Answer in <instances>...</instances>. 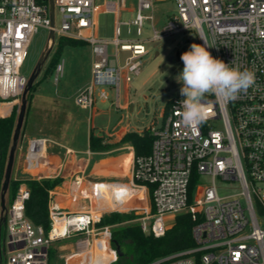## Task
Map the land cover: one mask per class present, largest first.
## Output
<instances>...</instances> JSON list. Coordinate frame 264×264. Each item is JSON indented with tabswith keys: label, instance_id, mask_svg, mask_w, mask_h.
Wrapping results in <instances>:
<instances>
[{
	"label": "built area",
	"instance_id": "obj_1",
	"mask_svg": "<svg viewBox=\"0 0 264 264\" xmlns=\"http://www.w3.org/2000/svg\"><path fill=\"white\" fill-rule=\"evenodd\" d=\"M158 1L166 0H136L134 18L118 21L116 37L107 40L96 34V16L112 13L118 18L125 0H102L100 5L96 0H53L54 14L60 16L58 28L51 26L48 5L0 0V106H19L27 85L21 68L39 28L89 46L90 81L73 97L74 104L88 112L96 93L99 100H108L103 87H113L112 103L121 108L120 85L140 74L142 58L149 53L146 45L177 34L194 31L214 58L255 73V84L234 101L207 94L208 118L196 129L180 123L175 111L183 99H173L161 125L150 127V152L134 157L128 183L82 186L75 179L74 187L90 198L91 208L50 209L47 234L25 217L29 192L19 185L4 214L0 264H49V251L63 240H74V252L65 259L68 264H112L117 255L110 227L97 224L105 214L128 212L137 216L141 231L154 238L164 236L178 214L198 218L191 228L192 247L151 264H264V228L258 218V213L264 215V0H172L176 13L156 30L152 13ZM145 21L151 30L148 39H119L120 24L127 26L128 34L133 26L140 36ZM120 52L128 53L122 62ZM54 70L56 83L62 62ZM202 176L210 183L193 196L195 181ZM217 179L236 183L240 191L220 197ZM105 250L110 255L107 262L101 255Z\"/></svg>",
	"mask_w": 264,
	"mask_h": 264
},
{
	"label": "rangeland",
	"instance_id": "obj_2",
	"mask_svg": "<svg viewBox=\"0 0 264 264\" xmlns=\"http://www.w3.org/2000/svg\"><path fill=\"white\" fill-rule=\"evenodd\" d=\"M98 5L102 0L96 1ZM136 12V0H125L124 10L120 11L118 21L127 22L134 18ZM176 13V7L172 0L155 2L153 9L154 28L160 30L167 22L168 18ZM144 14H148L144 12ZM116 15L112 13H100L97 19L98 37L112 40L116 37ZM60 25V16L57 12L54 14V26ZM130 33H127V26L120 24L118 26L119 39L124 42L134 40H146L151 36L149 23L145 21L142 27V33L137 35L136 29L131 26ZM49 32L46 29L39 28L31 40L28 48L27 58L21 68V74L27 79L34 71L38 61L43 53L49 48ZM59 37L55 35L53 44L47 58L40 68V72L33 82L36 85V91L32 93L33 102L49 101L56 97H69L76 90L82 88L88 81L89 75V46L83 45L78 47L63 46L60 50L59 62L63 64L62 75L58 77L55 83V70L47 73V69L54 58L58 49ZM51 43V42H50ZM200 44L198 35L194 32H186L173 35L164 40L151 42L146 45L149 53L142 58L141 72L138 76L133 77L128 84L127 93L125 84L122 83L119 88L120 102H124L127 94L129 108L120 110L112 103L114 100L113 87H103L108 94L107 101H101L94 96V105L91 116V126L96 135H115L119 130L126 128L129 132H140L152 126L158 127L163 122L164 114L172 103L173 99H184L180 95L182 83H178L176 77L183 69V62L180 59L182 53L190 50L191 44ZM49 44V45H48ZM114 47L110 45L108 52L112 53ZM128 55L126 52H120V62ZM89 61V63H88ZM85 87V86H84ZM17 105V114L19 112ZM86 114V113H85ZM221 129V125H217ZM82 149L86 148L83 140ZM210 183V178L200 177L195 181L193 196L202 194L203 186ZM198 186V187H197ZM217 193L220 197L237 194L240 189L234 182H222L216 180ZM6 199V208L7 198ZM259 223L264 228V215L258 213ZM68 253L67 251H64ZM63 251L61 253H64ZM107 259L110 258L106 251Z\"/></svg>",
	"mask_w": 264,
	"mask_h": 264
},
{
	"label": "crops",
	"instance_id": "obj_3",
	"mask_svg": "<svg viewBox=\"0 0 264 264\" xmlns=\"http://www.w3.org/2000/svg\"><path fill=\"white\" fill-rule=\"evenodd\" d=\"M118 18L116 17V24ZM96 34L98 36L97 28ZM83 45L87 44L83 42L81 45L70 47ZM88 60L91 70L90 49ZM90 70L88 81L84 86L90 81ZM33 85V90L28 96L25 117L14 152L10 180L20 182V185L25 186L24 182L28 180L61 178L60 185L49 192L48 209L54 208L69 212H78L82 208L90 209L92 205L87 195L78 194L73 184L75 179H80L82 186L127 184L130 180V167L134 159L132 146L123 144L108 152H91L89 149L90 131H94L90 124L92 112L79 109L73 102L74 95L84 86L69 97H56L47 102L46 100L33 102L32 93L37 88L35 84ZM127 89L128 84H125L126 93ZM120 103L122 107L116 108L120 110L129 108L127 94L124 102ZM15 108H17L16 102L7 104L0 110V118L9 116ZM16 115H18L17 112ZM128 132L126 128H123L115 135L102 136L105 138V143L115 144ZM83 140L86 143L85 149L81 148ZM52 249L61 264H68L65 259L74 252V240L56 242ZM67 250L68 253H65L64 251ZM62 251L64 253H61ZM101 255L107 262L106 250L101 252Z\"/></svg>",
	"mask_w": 264,
	"mask_h": 264
},
{
	"label": "trees",
	"instance_id": "obj_4",
	"mask_svg": "<svg viewBox=\"0 0 264 264\" xmlns=\"http://www.w3.org/2000/svg\"><path fill=\"white\" fill-rule=\"evenodd\" d=\"M39 4L48 5V0H36ZM83 42L73 39L59 37L58 49L52 59L47 73L54 71L59 63L60 50L63 46H77ZM34 85L27 92L26 99L33 90ZM16 112L14 109L9 116L0 118V194L4 179V171L8 153L12 143L13 131L16 123ZM153 137L150 129L143 130L140 134L128 132L115 144L105 143L102 135L90 131L89 149L91 152H108L116 147L129 144L134 150V157L147 155L150 152ZM61 178L28 180L24 184L29 192V197L24 204L25 217L36 227H41L47 234L50 230L49 220V192L59 186ZM20 182L9 181L6 198L9 205L17 192ZM137 216L133 212L110 213L102 216L97 227H110L111 246L115 249L120 247L123 255L116 258L112 264H151L155 260L168 254L181 251L193 246L191 239V228L196 221L190 213H181L175 217L174 225L168 228L164 236L154 238L151 234H144L140 224L135 221ZM3 234V224L0 222V242ZM49 264H61L55 257V251H49Z\"/></svg>",
	"mask_w": 264,
	"mask_h": 264
},
{
	"label": "clouds",
	"instance_id": "obj_5",
	"mask_svg": "<svg viewBox=\"0 0 264 264\" xmlns=\"http://www.w3.org/2000/svg\"><path fill=\"white\" fill-rule=\"evenodd\" d=\"M180 59L183 69L176 80L182 83L180 95L184 99L179 102L181 107L175 115L186 128L196 129L207 120L209 111L204 103L207 94L230 102L241 93L246 94L255 84L254 72L214 58L207 47L200 44H191L190 50L182 53Z\"/></svg>",
	"mask_w": 264,
	"mask_h": 264
},
{
	"label": "water",
	"instance_id": "obj_6",
	"mask_svg": "<svg viewBox=\"0 0 264 264\" xmlns=\"http://www.w3.org/2000/svg\"><path fill=\"white\" fill-rule=\"evenodd\" d=\"M48 6H49V19L51 21V26H53L54 24V7H53V0H48ZM53 32L50 31L49 32V38H48V42L50 41L51 43L49 48L47 47L46 51L43 53L42 57L40 58V60L38 61L34 71L32 72V74L29 76V78L27 79V85L26 88L23 92V94L21 95L20 98V107H19V112L16 118V124H15V128L13 131V136H12V143H11V147L8 153V158H7V162H6V166H5V171H4V179H3V183H2V187H1V194H0V222L2 224H4L5 222V211H6V193H7V189H8V185H9V181H10V176H11V169H12V164H13V157H14V152L16 150L17 147V143H18V139H19V135H20V131L23 125V121H24V117H25V112H26V107H27V99H26V95L28 90L30 89V87L33 85V82L35 81V79L37 78L39 72H40V68L44 63V60L47 58V55L50 51V47L53 44ZM48 44V45H49ZM115 252L116 255L118 257H121L123 255L120 247H116L115 248Z\"/></svg>",
	"mask_w": 264,
	"mask_h": 264
},
{
	"label": "bare ground",
	"instance_id": "obj_7",
	"mask_svg": "<svg viewBox=\"0 0 264 264\" xmlns=\"http://www.w3.org/2000/svg\"><path fill=\"white\" fill-rule=\"evenodd\" d=\"M7 104H3L2 106H1V108H0V110L3 108V107H5ZM4 112V111H3Z\"/></svg>",
	"mask_w": 264,
	"mask_h": 264
}]
</instances>
